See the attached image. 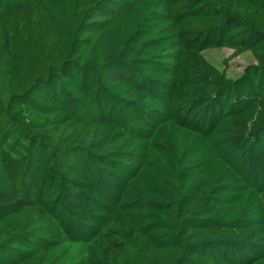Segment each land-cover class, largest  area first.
<instances>
[{
    "label": "trees",
    "instance_id": "1",
    "mask_svg": "<svg viewBox=\"0 0 264 264\" xmlns=\"http://www.w3.org/2000/svg\"><path fill=\"white\" fill-rule=\"evenodd\" d=\"M0 264H264V0H0Z\"/></svg>",
    "mask_w": 264,
    "mask_h": 264
},
{
    "label": "rangeland",
    "instance_id": "2",
    "mask_svg": "<svg viewBox=\"0 0 264 264\" xmlns=\"http://www.w3.org/2000/svg\"><path fill=\"white\" fill-rule=\"evenodd\" d=\"M231 54L232 52L228 49H215L206 52L204 57L216 68L225 70L230 78L239 77L246 66L254 64L251 55L248 53L228 60Z\"/></svg>",
    "mask_w": 264,
    "mask_h": 264
}]
</instances>
